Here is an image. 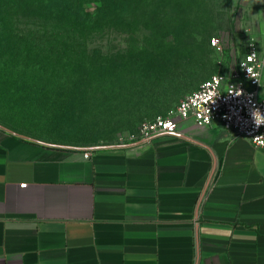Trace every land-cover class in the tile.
Returning a JSON list of instances; mask_svg holds the SVG:
<instances>
[{"label":"crops","instance_id":"1","mask_svg":"<svg viewBox=\"0 0 264 264\" xmlns=\"http://www.w3.org/2000/svg\"><path fill=\"white\" fill-rule=\"evenodd\" d=\"M245 1L264 55V0ZM161 98L126 112L137 123L123 135L180 102ZM11 130L0 125V264H264V148L248 138L190 120L94 148Z\"/></svg>","mask_w":264,"mask_h":264},{"label":"rangeland","instance_id":"2","mask_svg":"<svg viewBox=\"0 0 264 264\" xmlns=\"http://www.w3.org/2000/svg\"><path fill=\"white\" fill-rule=\"evenodd\" d=\"M47 5L88 16L26 17ZM257 20L245 0H0V124L52 145L119 143L137 123L126 112L236 65Z\"/></svg>","mask_w":264,"mask_h":264},{"label":"built area","instance_id":"3","mask_svg":"<svg viewBox=\"0 0 264 264\" xmlns=\"http://www.w3.org/2000/svg\"><path fill=\"white\" fill-rule=\"evenodd\" d=\"M211 42L221 48L220 38L213 37ZM263 86L264 55L254 35L236 65L211 75L182 98L169 116L143 121L136 132L125 136L120 143L147 141L159 134L175 133L180 130L182 120H190L198 127L216 124L264 148ZM90 154L85 152L86 157Z\"/></svg>","mask_w":264,"mask_h":264},{"label":"trees","instance_id":"4","mask_svg":"<svg viewBox=\"0 0 264 264\" xmlns=\"http://www.w3.org/2000/svg\"><path fill=\"white\" fill-rule=\"evenodd\" d=\"M88 13L82 7L72 5H47L26 7V17L45 19H76L85 18Z\"/></svg>","mask_w":264,"mask_h":264},{"label":"water","instance_id":"5","mask_svg":"<svg viewBox=\"0 0 264 264\" xmlns=\"http://www.w3.org/2000/svg\"><path fill=\"white\" fill-rule=\"evenodd\" d=\"M1 125V124H0ZM3 126V125H2ZM3 127H6V126H3ZM7 128V127H6ZM11 130V129H10ZM11 131H13V130H11ZM13 132H15V131H13ZM15 133H17V134H19V135H22V136H25V137H28V138H31L30 136H27V135H24V134H21V133H18V132H15ZM31 139H34V138H31ZM36 140V139H35Z\"/></svg>","mask_w":264,"mask_h":264}]
</instances>
